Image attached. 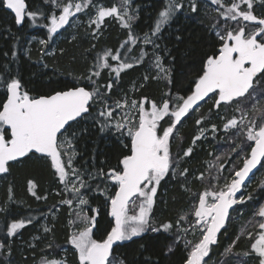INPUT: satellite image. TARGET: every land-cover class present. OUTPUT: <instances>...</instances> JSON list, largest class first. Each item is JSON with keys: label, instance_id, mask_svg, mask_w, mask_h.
Instances as JSON below:
<instances>
[{"label": "snow or ice", "instance_id": "6c2138e0", "mask_svg": "<svg viewBox=\"0 0 264 264\" xmlns=\"http://www.w3.org/2000/svg\"><path fill=\"white\" fill-rule=\"evenodd\" d=\"M259 2L264 5V0H232L230 6L224 4V0H210L216 5V11L225 22L223 28L219 24L214 25L215 35L220 44L216 52L207 56L203 63L202 74L194 81V87L189 95L173 97L169 91L166 99L161 104L151 103L150 110L146 108V98L137 101L127 99L115 102V108L107 103V96L103 94L102 88L110 93L112 83L106 86H98V78L103 70L115 73L117 77L122 71L133 67L132 63L121 62V53L117 50L113 54L110 50L98 56L94 70L86 77H82L84 85L73 83L66 90L55 91L50 95H42L34 98L23 90L19 78L9 76L7 79L0 77V87L5 91L6 99L0 101V174H6L11 167L10 162L20 161L21 158L30 159L36 154L38 159H50L54 174L58 176L59 182L64 185V193L68 198L62 199L61 204L73 209L75 220L83 227L70 233L68 243L75 250L78 264H114L110 259L114 245L124 241H130L133 237L151 230L153 232L171 231L174 227L185 233L189 229L199 232L200 238L194 245H186L187 255L184 264H207L206 257L212 250L211 246L219 244V234L226 231L227 222L230 220V209L235 205L246 202L241 192L249 174L264 161V88L260 83L264 81V18L254 14V4ZM54 7L60 8V14L55 13L48 17L47 32L51 40L53 34L69 24L70 17L84 9L94 8V17L90 16L89 27L95 26L93 33L101 28L106 18H117L122 26L130 30L125 45L137 44V37L131 33V21L135 18L131 14V0H119L118 5L105 7L96 4L95 0H79L73 3L61 4L58 0H45ZM245 6V7H242ZM0 6L8 9L14 14L16 25H22L25 19L36 23L37 12L27 10L26 0H0ZM184 7L182 0H168L164 10L158 14L155 30L151 36L160 32L161 27L169 23L176 12ZM189 7L197 11V4L189 0ZM234 22L233 27L228 22ZM249 22L255 27L248 31ZM48 41L40 40L41 45H47ZM143 43L154 44L149 36H145ZM121 45V47H125ZM15 57L16 53H12ZM125 56L127 53L124 54ZM118 62L115 66L109 63ZM155 66L161 78L168 79L167 70L161 64L160 58L156 57ZM148 79V77H145ZM89 88L91 90H89ZM213 98V108L219 113L222 107L235 105L234 114L230 118L219 116L223 122V131H231L230 150L237 156L243 152V143L236 144V140L243 137V141L249 143L250 153L245 155L242 167L233 168L223 186L219 184V175L212 176V172L218 174L225 169V161L220 156L215 157V163L209 165L208 187L196 194L191 211L179 217L176 224L163 223L160 228L151 226V213L154 205V197L157 186L173 171L174 175L187 178L188 170L175 172L176 162L170 152V138H174L183 119L192 112L198 111L201 102L206 98ZM103 104V110L99 116L104 118L105 128L115 127L117 131L127 132L130 138V154L124 155L115 168L107 172L100 170L95 175L89 174L88 179L72 164L73 145L72 139L60 137L67 132L70 122L83 119L89 114L93 102ZM116 109H127L120 121L113 124L111 121L115 116ZM207 119H211V109ZM254 113L255 115H250ZM136 115L138 120L133 122ZM167 120L168 126L163 127L162 121ZM206 119L201 116L196 120L200 127V135L194 137L193 144L204 136L203 125ZM210 131L215 134L221 129L212 124ZM215 138V136H213ZM61 149H64L62 152ZM192 148L184 151V156L191 155ZM68 155V163L62 162V156ZM211 155V154H210ZM228 163L231 161L228 160ZM99 179L101 183L111 181L114 187V195L110 194L107 185L104 189L97 184L95 192L106 197V206L109 215L114 219V225L102 239L93 238V226L96 223L98 208H92L86 195L93 191L92 181ZM195 179L203 181L205 174L200 173ZM215 179L217 183L213 184ZM264 186V182H262ZM34 185L29 181L28 191L40 197L34 191ZM11 192V189L9 190ZM239 194V195H238ZM11 198V197H10ZM249 196L247 199H251ZM258 217L257 231L246 232L250 241V251L244 256H251L258 260V264H264V205H261L254 213ZM31 219L25 221L13 220L6 224V237H14L19 230L30 224ZM188 223V228H184ZM47 233L50 228L45 227ZM179 239V234L177 235ZM237 240L225 248L221 255L228 257L233 253ZM5 245L0 243V251ZM51 247V246H49ZM173 249L169 246L168 251ZM41 264H67L66 259L43 257ZM120 264H124L121 260ZM221 264H227L222 261Z\"/></svg>", "mask_w": 264, "mask_h": 264}, {"label": "trees", "instance_id": "16d2710c", "mask_svg": "<svg viewBox=\"0 0 264 264\" xmlns=\"http://www.w3.org/2000/svg\"><path fill=\"white\" fill-rule=\"evenodd\" d=\"M182 2L184 7L175 13L168 24L161 27L160 32L154 36L156 38L154 44H145L143 39L155 30L158 14L164 10L168 0H132L131 14L135 18L131 21V33L137 37L136 45H125L130 30L115 23L109 26L105 34L93 41L87 37L86 32L79 31L73 42L68 44L64 42L52 56L44 57L40 56L33 46L28 49V40L32 36L40 38L43 36L47 39L48 33L44 32L41 25L46 22L45 17L49 16L54 6L45 3V0H26L27 10L38 13L34 26L27 22L29 21L27 18L22 25H16L14 17L6 8L0 6V77L19 78L23 90L37 98L66 90L73 83L84 85L85 82L81 78L88 76L90 70H94L97 57L103 55L105 51L110 50L116 54L119 50L122 57L130 50L128 63L133 64L132 68L122 71L119 77L115 73L103 70L98 78V86L112 83L110 93L102 88L108 104L111 105L124 95L127 96L132 82L136 80H139L138 89L134 95L140 99L146 98L158 104L167 98L165 94L169 91L173 97L187 96L191 94L194 81L202 74L207 56L216 52L219 47L220 41L213 26L219 24L221 27L224 21L216 11L217 6L212 5L210 0H194L197 4L195 12L189 7L187 0ZM224 3L230 6L232 0H224ZM254 14L264 18V5L255 3ZM247 24L248 31L255 26L249 22ZM65 32L61 34L67 35ZM57 36L53 35V39ZM121 45L125 47L122 48ZM13 52L16 53L15 57L12 55ZM156 57L160 58L171 82L161 78L163 74H159L155 66ZM145 77H148L146 83L139 87ZM260 87L264 88V81L260 83ZM4 99L5 91L0 87V101ZM213 102V100L203 102L196 113V118L203 116L206 119L203 126L218 124L222 109H227L228 112L234 107V105L222 107L217 113L213 108ZM97 103L100 102L92 103L87 116L70 124L65 134L72 139L73 164L84 175L89 173L95 175L100 170L107 172L108 169L115 168L124 155L130 154V138L123 135L124 131L121 133L113 131V128L103 127L104 118L99 116L103 108L96 107ZM100 105L103 106L102 103ZM210 109L212 118L207 119ZM193 114L194 112L183 119L186 124L178 130V135L174 136L170 152L173 160L179 164L177 172L183 171L186 159H194L196 162L188 169L187 178L169 172L158 185L150 214L152 227L160 228L165 222L175 225L180 215L189 209L195 194L202 192L199 180L194 177L203 169L199 166L201 157L204 156L203 148L198 147L190 156H184L185 150L190 147L193 149L195 145L193 140L197 136V129L200 128L195 123L196 118L192 119ZM161 123L163 127L168 126L167 120ZM209 133L212 134L211 131ZM224 133L221 130L219 134L214 135L215 138L212 135L206 140L212 150L221 147L230 153V138L233 133L231 131ZM237 142L241 143V138L236 140V144ZM249 143L239 156L234 153L228 158L233 164L231 169L242 167L243 158L250 151ZM56 179L57 175L54 174L49 160L38 159L37 156L30 159L22 158L21 161L12 163L9 172L0 177V243L5 245L0 251V264H33L42 257L44 251L59 256V248L69 246V233L65 226L67 209L64 207L58 212L50 242L48 243L47 238L39 240L35 246L27 244L29 238L37 233L39 224L60 206L62 199L68 198L56 196L54 193L60 187ZM261 180L264 181L263 178ZM29 181L35 186L34 191L37 195L46 199H37L28 191ZM97 184L101 189L107 185L108 192L113 195L115 189L107 180L101 183L97 179L92 181L93 191L86 193L91 207L99 209L93 226V238L99 240L110 231L114 219L109 215L106 197L95 192ZM251 191L252 198L246 200L243 205L235 206L233 214L241 210L244 212L243 217L249 219L250 214L264 201V186L256 185ZM21 219L25 221L31 219L32 222L19 230L14 237H6V224ZM230 221L227 222L226 231L222 230L219 234V244L211 246L209 257H206L209 264H217L225 248L237 237V230ZM178 233L175 227L167 232L162 228L157 232L148 230L139 237L117 244L110 258L117 262L122 260L124 264H184V257L187 255L186 245L189 242L179 241ZM18 236L21 237L20 241L17 240ZM169 246L173 249L171 252L168 251ZM245 247L246 244H243L240 238L233 249L234 254L243 252ZM248 248L246 250L250 251ZM75 257V255L69 257L68 261L71 264H78ZM247 257L254 258V254Z\"/></svg>", "mask_w": 264, "mask_h": 264}, {"label": "rangeland", "instance_id": "374dc122", "mask_svg": "<svg viewBox=\"0 0 264 264\" xmlns=\"http://www.w3.org/2000/svg\"><path fill=\"white\" fill-rule=\"evenodd\" d=\"M58 2L61 4V6H63V4L68 3L69 0H58ZM72 2L73 3L79 2V0H72ZM187 2H189V0H187ZM95 3L96 4H101V5L105 6V7H111L112 5H118L119 4V0H95ZM131 4H132V0H131ZM226 6H228V5L226 4ZM242 7H245V6L242 5ZM52 9L53 10H51V13L49 14V16L51 14H53V13H55L57 16L60 14V10H61L60 8L54 7ZM90 16L94 17V8L84 9L82 12L77 13L74 17H70L69 25L66 28V30H64V31H66L65 33H67V35L66 34L65 35L60 34L57 37H55L54 39L52 38L51 40H49L48 34L46 35L47 39L43 38V36H42V38L35 37V36L30 37L29 40H28V45H29L28 49L30 50V47L33 46L34 50L37 51L40 56H43V57L44 56H52L54 54V52H56L58 46H62L64 42H67V44L70 43V42H73L74 39L77 37L79 31L86 32L87 37H89L93 41V40L99 38L101 35L105 34V32H107L106 30L109 28V26L111 24H115L116 23V24H119L121 27H123L122 23H121V21L119 19H117V18H106L105 22L101 25V28L99 30H97L95 32V34H94L93 33V29H94L95 26H92L91 28L89 27ZM45 21L46 22L43 23L41 26H42V29L44 30V32L48 33L47 32V20H45ZM27 22H30L32 26H34L36 24V23L33 24L31 20H29ZM241 22L243 24H247L248 23V22H243V21H241ZM229 24H232L233 27L236 26L234 24V22H230L229 21ZM224 26H225V22L221 24V28H223ZM254 27L255 26H253V28ZM123 28H125V27H123ZM253 28L250 29V31H252ZM147 36H149L154 41L156 40V38L154 36H151V35H147ZM42 39L48 41L47 45H41L40 44V40H42ZM143 41H144V39H143ZM149 45H151V44H149ZM126 53H127L126 56L123 55L121 57L122 58L121 62H128L130 50L128 52H126ZM109 63H111L113 66L116 65L114 61L110 60V58H109ZM158 73H159V71H158ZM138 81L136 80V81L132 82V84L130 86V92H128L129 94L127 96L124 95L119 100L127 99L129 101V103L131 102L132 99L140 101L141 99L134 95V94H136L137 89H138ZM140 83L141 84H140L139 87H141L142 85H144V83H146V79H143ZM119 100H117V101H119ZM163 100L160 101L158 103V105L161 104L163 102ZM212 100H213V98L209 97L208 100H206V101L209 102V101H212ZM152 102H154V101H152V100L149 101V100L146 99V108L148 110H150V106H151ZM111 106L113 108H115V103L111 104ZM96 107L103 108V106H101L100 103H97ZM235 107H236L235 105H234L233 108L231 107L228 112H227V109L225 110L223 108L222 111H221V116H227V117L230 118L231 116L236 114L234 112ZM199 109H200V107H199ZM126 111H127V109H116L115 116L113 117L111 122L113 124H115L117 121H120L121 117L125 114ZM198 111L194 112V114H193L194 116L192 115L193 116L192 119L196 118V113ZM250 115H255V114L251 113ZM197 119H198V117L195 119V123H196ZM137 120H138V115H136V117L133 120V122H136ZM216 120H218V119H216ZM185 124L186 123L184 121H182V123L180 125H178V130H180L181 127H184ZM214 124L217 125L221 130L223 129V122H222V120L220 118H219L218 124L217 123H214ZM211 125H209V127L208 126H203L204 136L197 143H195V145L193 144L194 146H193V150H192V153H193L195 151V149H197L198 147H202L203 148L202 154H204V156L201 157V161H200L201 164H199V166L203 167V169H202V171H199L198 174H197L198 176H199L200 173H204L205 174V179L203 181L199 180V184H200V187H202V189H201L202 191L206 187H208L209 165L215 163V157L216 156L222 157V159L225 161V169L221 173L218 174L216 171L212 172V176L213 177H216V176L219 175V184L221 186H223V184L228 179H230L229 173H231L232 170H233V169H231L233 164L228 163L227 160H228L229 157L233 156L234 152L231 151L230 153H227V149L221 148V147H217L216 150L215 149L212 150L210 145L207 143V140H206L207 138L211 137L212 135L214 136L215 134H219L221 132L220 131V132L215 133V134H213V133L210 134L209 131H210V126ZM112 128H113V131L120 132V131H117L115 127H112ZM222 132H223V130H222ZM200 133H201V129L199 128V129H197V136L200 135ZM65 134L66 133H64V136H62L61 141H63L65 139V137H67ZM123 135L127 136L126 130H124ZM175 135H178V131L175 133ZM172 140H173V138H170V146L172 145ZM241 141H242L241 143H243V149H244L249 142L243 141V137H241ZM241 143L237 142V144H241ZM61 151L63 152L64 149H61ZM69 155L74 156L73 155V151L70 152ZM73 160H74V158H72V164H73ZM241 160H242V157H241ZM62 162L65 165H67V163H68V155H63L62 156ZM195 162H196V160L194 161V159H186L185 160V165L186 166L184 165L185 166L184 169L188 170L191 166L194 165ZM178 165L179 164L176 163V167L174 169L175 172H177V169L179 167ZM73 166H74V164H73ZM226 166H229V168H226ZM75 168L78 169V167H75ZM170 172L174 174L173 171H170ZM89 174H87V175L83 174L84 175V179H86V178L88 179V175ZM195 177H197V176H195ZM262 178L264 179V161L260 165V168L258 169L256 174L250 179V181H248V183L241 190L242 194L245 197V200H248L247 197H249L250 194L252 193L251 188H253L256 185H259V186L263 187L262 186V182H264V181L261 180ZM108 182H110V184H111V181H108ZM56 183H57V185H60V187L54 193L56 194V196H60L57 193H64L65 189H64V185L59 182L58 176H57V179H56ZM212 183L215 184V183H217V181L215 179H213ZM0 184H1V182H0ZM62 196H66V195H62ZM195 196H196V194H195ZM190 203L191 204L189 206V209L185 213L181 214L180 217L183 216V215L188 214L191 211V209L193 207V204H194V199ZM239 205H243V204H239ZM261 205H264V201L260 204V206ZM235 206H237V205H235ZM62 207L67 209L65 226H66V229L68 231L67 233H69V235H70L71 232L77 231V230H79V229H81L83 227V225L78 223V222L76 224L72 223V221L75 220V216H74V214H72L73 213V209L70 208L67 205L61 204V202H60V206L57 207L49 215L48 218L44 219L39 224L37 233H35L32 237L29 238V241L27 243L29 246H35L36 243L39 240H42V239L45 240L47 238H48L47 239L48 243L50 242V240H51V232H53L54 224H55V222H56V220L58 218V212L60 211V209ZM258 208L254 212H252V214H250V218L249 219H246L245 217H243L244 212H242L241 210H239L237 212V214H233L234 212L232 211V213L230 214V215H232V217L230 216L231 221L230 220L229 221L231 222V225L235 226V228L237 230V233H236L237 237L239 236L243 240V244H246V247H245V250H243V252H240L239 254H234V252H233L228 257L222 256L217 264H221V262L225 261V260L227 261L228 264H258V260L255 257L254 258H249V257H245L244 256V253L248 252V250H246L248 247H249L248 249L250 250V241L247 238L246 232H253L254 233L255 231H257L256 225H257V221L259 220V218L258 217H254V213L258 210ZM45 227L50 228L51 231L46 233L44 231ZM183 227L184 228H188V223H184ZM178 232H179L178 233L179 234V239H178L179 241H183V242H187V243L189 242V243H191L193 245L196 242H198V240L200 238L199 232L196 231L195 229H189L187 233H185L183 230H179ZM237 237L235 238V240L237 239ZM17 240L20 241L21 237L18 236ZM68 245L69 246H65V247L63 246L62 248H59V250H58L59 256H56L53 253H48V252L44 251L42 253V257L39 258V260L35 261L33 264H41V259L43 257H46L48 259H52L53 257H55L57 259H66L67 264H71L68 261V259H70L69 257H72L73 255L76 256V253H75V250L72 248V246L69 243H68ZM75 258H77V256ZM77 262H78V259H77ZM114 264H120V262L114 261ZM207 264H209V262H207Z\"/></svg>", "mask_w": 264, "mask_h": 264}, {"label": "water", "instance_id": "95a60500", "mask_svg": "<svg viewBox=\"0 0 264 264\" xmlns=\"http://www.w3.org/2000/svg\"><path fill=\"white\" fill-rule=\"evenodd\" d=\"M13 17H14V14L13 13H11V11L10 10H8V9H6ZM69 22H70V20H69ZM69 25V24H68ZM68 25H65V27L64 28H62V29H60V30H58V32L56 33V34H53V35H60L61 34V32H63L64 30H66V28L68 27ZM210 97H211V94H210ZM38 98V97H37ZM206 100H208V98H206L205 99V101ZM204 101V102H205ZM203 102H201V104H202ZM200 104V105H201ZM79 119H81V118H78V120ZM77 120V121H78ZM74 122H76V121H74ZM74 122H70V124H72V123H74ZM67 128H68V126H66ZM249 153H250V151H249ZM36 156H39V154H36ZM22 159V158H21ZM21 161V160H20ZM49 161H50V159H49ZM17 162H19V161H17ZM263 162V161H262ZM11 164L12 163H15V162H10ZM260 168V165H258L257 166V168L256 169H254L250 174H249V176L246 178V180H245V184H244V186L248 183V181H250V179L256 174V172L258 171V169ZM7 174V173H6ZM6 174H0V177H2V176H4V175H6ZM244 186L242 187V189L244 188ZM241 189V190H242ZM235 207V206H234ZM234 207H233V209H234ZM233 209H230V212L233 210ZM113 219V218H112ZM116 245H114V247H115Z\"/></svg>", "mask_w": 264, "mask_h": 264}, {"label": "bare ground", "instance_id": "6f19581e", "mask_svg": "<svg viewBox=\"0 0 264 264\" xmlns=\"http://www.w3.org/2000/svg\"><path fill=\"white\" fill-rule=\"evenodd\" d=\"M49 160V159H48ZM50 162V161H49ZM67 255V254H66Z\"/></svg>", "mask_w": 264, "mask_h": 264}, {"label": "flooded vegetation", "instance_id": "af4514ba", "mask_svg": "<svg viewBox=\"0 0 264 264\" xmlns=\"http://www.w3.org/2000/svg\"><path fill=\"white\" fill-rule=\"evenodd\" d=\"M206 261H207V259H206Z\"/></svg>", "mask_w": 264, "mask_h": 264}]
</instances>
